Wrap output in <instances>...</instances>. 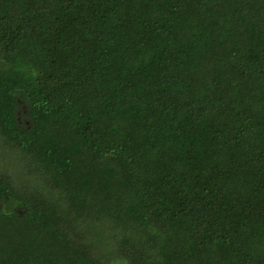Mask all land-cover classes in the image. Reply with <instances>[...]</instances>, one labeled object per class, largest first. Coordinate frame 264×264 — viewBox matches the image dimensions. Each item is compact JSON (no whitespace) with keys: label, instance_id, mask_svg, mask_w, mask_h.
<instances>
[{"label":"trees","instance_id":"16d2710c","mask_svg":"<svg viewBox=\"0 0 264 264\" xmlns=\"http://www.w3.org/2000/svg\"><path fill=\"white\" fill-rule=\"evenodd\" d=\"M0 264H264V0H0Z\"/></svg>","mask_w":264,"mask_h":264},{"label":"rangeland","instance_id":"374dc122","mask_svg":"<svg viewBox=\"0 0 264 264\" xmlns=\"http://www.w3.org/2000/svg\"><path fill=\"white\" fill-rule=\"evenodd\" d=\"M15 170H17V169H15ZM17 171H18V170H17ZM16 179L22 181V180H27L28 177H26L25 174H24V175L22 174V175H20V176H17Z\"/></svg>","mask_w":264,"mask_h":264}]
</instances>
